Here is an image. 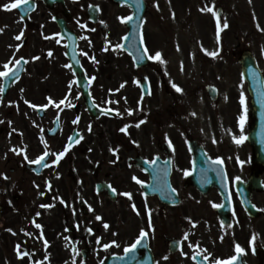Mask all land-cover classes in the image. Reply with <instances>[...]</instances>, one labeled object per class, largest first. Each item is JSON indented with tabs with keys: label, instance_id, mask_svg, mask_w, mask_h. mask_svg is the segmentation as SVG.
<instances>
[{
	"label": "flooded vegetation",
	"instance_id": "obj_1",
	"mask_svg": "<svg viewBox=\"0 0 264 264\" xmlns=\"http://www.w3.org/2000/svg\"><path fill=\"white\" fill-rule=\"evenodd\" d=\"M245 1L249 2V11H257L255 0ZM90 4L97 7L95 12L101 21L91 23L97 36L106 39L127 30L124 22L120 27L114 21L129 16V6L114 0H93ZM240 4L238 0H148L146 13L152 17L153 28L151 53L159 51L164 63L154 60L147 67L138 68L120 48L97 46L101 59L93 60L91 53L93 61L87 64L93 80L92 96L99 106L115 114L92 125V136L85 142L90 147L83 162L81 142L66 146L73 131L80 130V117L85 114L80 88L73 82L72 74L57 78L58 70L52 69L47 78L50 85L40 86L36 81L31 84L32 95L39 97L35 100L41 99L48 107L42 115L30 108L9 109V114L0 111V264L5 260L12 264H202L203 260L204 264H215L216 260L237 255V244L244 249L239 255L247 264H264V189L259 191L252 183L260 171L264 183V168L253 162L252 150L245 146L247 141L234 146L206 141L207 131L219 137L226 128L234 130L238 137L242 135L241 94L236 86L240 48L245 43L240 37L252 38L256 25L240 19L245 10ZM206 6L213 7L219 15V38L216 17L212 12L201 11ZM61 10L63 14L62 7ZM60 13L56 8L53 19ZM41 15L48 20V15ZM225 20L227 28H223ZM44 28L48 31L49 24H44ZM196 36L201 48H218L216 55H206L201 63L198 74L202 86L196 82L197 71L187 70V62L185 72L194 79L177 92L172 87L182 86L176 77L177 61H170V51L162 48H191ZM225 69L226 74L235 76L226 80ZM141 81L149 83L148 96L142 94ZM207 85H214L219 95L210 103V111L203 110V131L192 123L191 107L192 97L198 99ZM9 95L13 100L19 92L13 87ZM60 97H66L67 103L54 109L49 98L56 102ZM57 116L59 132L49 137L46 130L54 125ZM244 116L246 128L248 110ZM77 118L78 122L73 123ZM101 127L110 139L96 140ZM192 140L200 143L212 159L223 160L227 197L216 188L202 192L192 185ZM65 148V155L53 163L56 154ZM42 151L50 152V159L38 174L28 165L35 164L29 161L39 158ZM169 156L170 168L165 173ZM144 160L149 164L156 162L148 170L139 165ZM152 174L170 182L162 184L164 199L157 192H145L144 186ZM98 184L111 191L114 188L116 193H99ZM123 193L131 194V199ZM244 193L259 210L253 216L243 204ZM174 195L178 204L171 203ZM214 204L223 209L213 207ZM226 204L230 205L229 214L225 213ZM223 215L229 220L227 223ZM97 216L102 219L97 220ZM104 224L109 227L106 229ZM141 229L148 233L147 237L134 252L126 254L125 247L135 242ZM112 241L116 244L103 247Z\"/></svg>",
	"mask_w": 264,
	"mask_h": 264
},
{
	"label": "snow or ice",
	"instance_id": "obj_2",
	"mask_svg": "<svg viewBox=\"0 0 264 264\" xmlns=\"http://www.w3.org/2000/svg\"><path fill=\"white\" fill-rule=\"evenodd\" d=\"M27 3H28V0H15V3L4 4V5H3V8H4V10H9V11H10V10H12V9H15V8L20 7L22 4H27ZM137 7H139V2H138V0H137ZM157 7H158V5H157ZM201 11H209V12H212L213 16L216 17V21H217V38H219V31L221 30V28H220V18H219L218 13H216V12L214 11V8H213V7H207V6H206L205 8H203V9H201ZM132 18H133L132 16H128V17L121 18V20H122V22H124V21H131ZM54 19H55V18H54ZM227 27H228V24H227V21L225 20L224 23H223V28H227ZM2 31H3V29H0V32H2ZM56 35H59V34H56ZM22 36H23V31H21V33H20L19 35H17V36L15 37V39H16V40H20V39L22 38ZM45 38L47 39V37H45ZM125 39H126V37H125ZM141 43H143V38H142V37H141ZM116 47H117V48H120V47H122V45H116ZM18 50H19V46H17V51H18ZM105 50H107V49H105ZM143 51H144V56H147V58H148L149 60H156V61H160L161 63H164V61L162 60L161 53H160L159 51L155 52L154 55H148V49H147V47H145ZM208 54H209V55H212V56H215V55H216L215 52H210V53H208ZM48 55L51 56L52 53L49 52ZM84 55H87V53H84ZM144 56H141L140 59H143ZM33 59H39V57H34ZM92 59L94 60V57H93ZM21 60H23L22 57H21L20 59H15V60H14V66H20V64H21ZM27 62H28V61H24V63H27ZM9 63H12V61H10ZM9 63H5V64H4L3 67L6 69V71H0V76L7 77V76H9V75H13V76H15L16 78H18L17 72L14 70V68H10V67H9ZM65 67L71 68V65H65ZM70 85H71V82H70ZM123 86H124V85H121V87H123ZM172 87L175 88V90H176L177 92H182V89H181L180 87H178L177 85L173 84ZM3 91H4L3 86H0V93H2ZM22 91H23V90H22ZM25 102L28 103L27 101H25ZM49 102L52 103V104H54L56 107H59V104H63V103H64V101L61 100V101L59 102V104H56L54 101L51 100V98H49ZM240 103H241L242 105L245 103V99H244L243 93H241V100H240ZM31 107L36 108L37 105H31ZM43 107H47V105H45V106H43ZM68 107H73V105L69 104ZM245 111H246V109H245ZM193 115H195V113H193ZM78 119H79V118H77L76 121H73V123L78 122ZM239 120H240V127H241V130H243V124H244L245 116L242 115V116L239 118ZM143 122H144V121H141L140 123H143ZM136 126L139 127V124H137ZM126 127H127V126H126ZM125 130H126V128L121 129V131H125ZM69 139L71 140V137H70ZM233 139H234L235 143L240 144V143H242V142L246 139V137H244L243 135H241L239 138L233 137ZM70 146H71V145H69V147H70ZM67 151H68V148H65V150H64L63 152H60V153L56 154V155H57V159H56L55 161H53V163H58L59 159L62 158V157L65 155V153H66ZM48 155H49V153H48L47 151H45L44 154H43L42 156H40L39 158H37V159L34 160V161H29V163L40 164V163L45 159V157H47ZM25 159H27V156H25ZM155 162H156L155 160L152 161L153 164H155ZM212 163H213V164H222V163H223V160H222L221 158H217L215 161H212ZM241 163H242V162H241ZM44 166L47 167L48 165L45 164ZM184 174H185V175H188L189 173H188L187 170H185ZM134 179H135V177H134ZM235 179H236V180H239L240 178H239V177H236ZM137 182H138V183H141V184L143 183L142 181H137ZM109 187H111V186H109ZM112 192L115 194V193H116V190L113 188V189H112ZM172 192L174 193V192H175V189H172ZM122 195L128 196L129 199H131V194H129V193H123ZM221 206H222V205H215V204L213 205V207H221ZM42 207H50V205H42ZM132 208H133V210H135V205H134V204L132 205ZM89 210H91V209H89ZM137 214H139L138 211H137ZM37 215H39V213H37ZM150 216H151V213L149 212V227H151ZM96 219H97V220H101L102 218H101L100 216H97ZM36 227H37V228H40L41 226H40L39 224H36ZM104 227L107 229V228L109 227V225L104 224ZM9 231H11V230L9 229ZM88 231L91 232L92 230H91V229H88ZM147 235H148V233H147L144 229H141V230H140V233H139V236L137 237V239L135 240V242L132 243L130 246L125 247V249H124L125 253L127 254V253H132V252H134V250L137 248V246L141 244V241H142L144 238H146ZM185 239H187V236H185ZM253 239H254V238H253ZM99 242H100V240H99V238H97V243H99ZM115 244H116V241H112L110 244H105V245H103V247H104L105 249H107V248H109V247H111L112 245H115ZM117 246H118V245H117ZM17 250H18V252H19V246L17 247ZM235 251H236L237 255H233V256H232L230 259H228V260H216V261H215V264H234V262L238 259V255H239V254H242V253L244 252V249L241 248V247L237 244V245L235 246ZM23 255H27V253H23ZM118 258H119V259H123L122 257H118ZM164 259H167V257H164ZM204 259L207 260L208 257L205 256ZM73 264H75V261L73 262ZM101 264H103V261H101Z\"/></svg>",
	"mask_w": 264,
	"mask_h": 264
},
{
	"label": "rangeland",
	"instance_id": "obj_3",
	"mask_svg": "<svg viewBox=\"0 0 264 264\" xmlns=\"http://www.w3.org/2000/svg\"><path fill=\"white\" fill-rule=\"evenodd\" d=\"M13 0H0V29H3L2 32H0V60H4L7 58V54L10 53L9 48H17V46H19V48H29V47H23V38L26 35L25 31H24V26H22V24L19 22L18 18H16V14H14V10H4L3 5L4 4H10V3H14L12 2ZM257 1V5H258V11L260 12L259 16H255V23H261V31L257 32L255 35V41L253 42V45L251 46V49L257 54L258 56V61L260 63V65L262 66L263 70H264V0H256ZM244 8H246V5H243ZM249 11L243 12V13H248ZM242 14V13H241ZM243 20L245 21H250V16L249 14H246L243 17ZM151 29V27H150ZM21 31H23V36L20 40H16L15 37L17 35H19L21 33ZM119 39V37H118ZM195 39L191 45L192 48L191 49V53H192V57L194 61H197L198 59H200V55L202 54V49L200 48L199 42L196 41V37L193 38ZM151 40V38H150ZM149 40V41H150ZM245 40H248V37L245 38ZM29 44L32 46L33 42L30 38L27 46H29ZM243 46V45H242ZM200 48V49H199ZM186 49V48H183ZM245 48H241V50H243ZM177 53V52H176ZM22 55L23 51L18 50L17 52L14 51L13 55ZM232 76V75H231ZM233 78V76H232ZM239 85V89L242 91L245 88L244 82L242 79H240V83ZM42 101V100H39ZM86 120H88V122H91V120L87 117ZM86 127L88 126V129L82 128L83 132H84V138L86 137V139L89 137V133L91 131V129L89 128V125H85ZM85 129V130H84ZM84 146H81V152H82V156H84V149H82ZM81 156V157H82ZM3 263H5V261H3Z\"/></svg>",
	"mask_w": 264,
	"mask_h": 264
},
{
	"label": "water",
	"instance_id": "obj_4",
	"mask_svg": "<svg viewBox=\"0 0 264 264\" xmlns=\"http://www.w3.org/2000/svg\"><path fill=\"white\" fill-rule=\"evenodd\" d=\"M135 45L138 48L137 41ZM242 63L243 72L249 82V90L252 94V112L255 117L254 120H256L249 141L256 147L258 162L264 164V81L254 59L248 53L243 56ZM210 181L214 183L217 178H212Z\"/></svg>",
	"mask_w": 264,
	"mask_h": 264
}]
</instances>
